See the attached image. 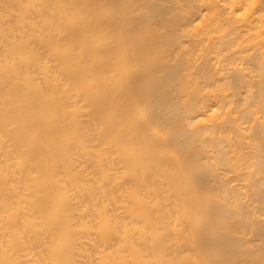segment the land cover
I'll use <instances>...</instances> for the list:
<instances>
[{
    "label": "bare ground",
    "instance_id": "bare-ground-1",
    "mask_svg": "<svg viewBox=\"0 0 264 264\" xmlns=\"http://www.w3.org/2000/svg\"><path fill=\"white\" fill-rule=\"evenodd\" d=\"M241 194L264 0H0V264H264Z\"/></svg>",
    "mask_w": 264,
    "mask_h": 264
},
{
    "label": "rangeland",
    "instance_id": "rangeland-1",
    "mask_svg": "<svg viewBox=\"0 0 264 264\" xmlns=\"http://www.w3.org/2000/svg\"><path fill=\"white\" fill-rule=\"evenodd\" d=\"M230 176H231V174H227V173H225L224 174V176H223V178L228 182V184H229V186H230V184H231V182H230ZM239 191H243V187H239ZM238 191V192H239ZM241 201H242V203H241V212H243V213H245V214H247L248 216H250V218L253 220L254 219V217H255V220L256 221H258V222H261V225L260 224H257L256 222H255V220H253L254 222H255V224H257L256 226H258V225H260V226H263L264 225V217H263V215L264 214H262V213H264L263 211V207H261L262 205L264 206V203H260L261 204V206H258L259 207V209H258V207L257 208H255L254 207V204H252L251 202L249 203V201L247 200L248 198H246V196L244 195V194H241ZM256 204V203H255ZM259 204V205H260ZM245 205V206H244ZM244 207V208H243ZM255 208V209H254ZM263 208V209H262ZM243 209V210H242ZM261 209L263 210V211H261ZM260 210V212H258ZM256 213V214H255ZM260 213V214H259ZM260 217V218H259ZM263 217V218H262ZM261 220V221H260ZM263 221V222H262ZM259 226V227H260ZM264 227V226H263ZM263 227H261L260 229H263L264 230V228ZM251 234V233H250ZM245 234V236H247V238L249 237V238H251V239H254V234ZM250 235V236H249ZM246 238V239H247ZM248 238V239H249ZM248 252H250V251H248ZM250 253H252V250H251V252Z\"/></svg>",
    "mask_w": 264,
    "mask_h": 264
}]
</instances>
